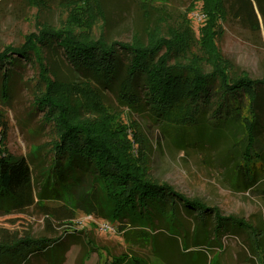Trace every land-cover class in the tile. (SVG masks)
I'll return each mask as SVG.
<instances>
[{
  "label": "trees",
  "instance_id": "obj_1",
  "mask_svg": "<svg viewBox=\"0 0 264 264\" xmlns=\"http://www.w3.org/2000/svg\"><path fill=\"white\" fill-rule=\"evenodd\" d=\"M94 1L99 2L102 11V0ZM199 1L211 30L204 32V45L217 59L214 27L226 12V2ZM78 14L72 13L73 22L80 20ZM86 22L89 28L91 21ZM147 38V42L140 35L130 42L83 39L68 30L42 25L26 37L23 45L9 46L0 52L2 92L9 91L16 65L22 60L39 61L40 45L61 48L71 66L91 77L84 78L80 83L82 91L77 93L81 98L91 95L93 107L106 108L95 84L110 85L123 75L118 90L121 103L140 111L147 107L145 110L158 129L175 135V144L181 150L202 151L206 161L222 169L236 191H252L264 200V77L233 75L225 63H219L211 72H205L197 61L170 64L171 57L190 52L193 44L183 43L186 36L175 33L165 39L150 30ZM162 46L166 51L161 54ZM47 83L35 104L43 109L42 118L51 125L54 136L48 144L51 159L42 173L39 190L28 158L8 151V127L0 119V215L23 213L36 205L59 220H73L82 211L109 221L118 232H126L129 224L146 228L155 220L167 223L171 218L175 222L181 215H192L190 222L196 227L190 241L186 237L176 244L175 239L164 258L153 252L126 257L127 260L130 264H177L178 256L194 249L199 255L189 263L207 264L211 255L216 258L213 264H218L215 248H222L223 237L239 235L237 230L242 229L253 241L252 251L258 264H264V218L251 223L225 215L218 206L189 197L153 178L133 153L127 135L118 137L122 139L118 143V139L89 125L78 114V99L58 90L64 83ZM110 125L120 127L115 120ZM39 148L36 152L43 149ZM83 183L84 189L75 194L74 188ZM49 198L55 204L47 203ZM63 237L64 234L51 239L21 238L3 230L0 259L17 262L32 253L53 262L62 253L52 257L49 251ZM124 256L111 261L123 264Z\"/></svg>",
  "mask_w": 264,
  "mask_h": 264
},
{
  "label": "rangeland",
  "instance_id": "obj_2",
  "mask_svg": "<svg viewBox=\"0 0 264 264\" xmlns=\"http://www.w3.org/2000/svg\"><path fill=\"white\" fill-rule=\"evenodd\" d=\"M225 2L226 12L214 27L217 59L204 45V32L211 30L199 0H102V11L99 2L94 0H0V52L9 46L23 45L26 37L42 25L68 30L83 39L124 42L132 41L135 35L147 42V34L152 30L165 39H171L175 33L185 35L183 43L193 44L185 55L171 57L170 64L197 61L205 72H211L219 63H225L233 75L261 79L264 77V0ZM73 12L79 13L77 23L72 20ZM89 20L88 28L86 21ZM199 27H203L202 31ZM164 46L161 54L166 51ZM41 47L39 61L22 60L14 67L6 94L2 92L0 78V119L8 127L6 145L10 153L28 158L37 190L51 159L48 144L54 131L43 120V109L36 108L35 99L44 93L49 85L47 81L53 80L64 83L58 89L61 94H71L78 99L81 106L78 114L83 121L118 139V143L122 142L118 137L127 135L133 144V153L153 178L169 183L189 197L218 206L225 215H235L251 223L264 218L261 196L252 191H236L222 169L206 161L207 156L202 151L181 150L175 144V135L158 129L150 112L145 110L147 107L134 110L119 101L122 74L110 85L95 84L106 108L93 107L91 95L81 98L77 93L82 91L80 83L84 78L91 77L71 66L61 48ZM112 120L118 121L120 127H112ZM122 129L126 132H121ZM38 148L42 150L36 152ZM84 187L85 183L75 187L74 193ZM47 203L55 204L52 199ZM192 217L181 215L179 220L174 222L170 218L167 223L155 220L146 228L127 224L126 232H118L112 226L109 231L101 229L109 221L96 215L78 211L73 220H59L33 205L23 213L0 215V240L3 230L21 238L51 239L64 234L49 251L52 257H56L57 252L62 253L61 256L52 262L31 253L27 260L13 262L5 258L0 259V264H113L111 260L123 254L126 259L123 264H130L126 257L153 252L164 258L165 252L175 245V239L176 244L186 237L187 242L191 240L196 227L190 222ZM237 231L239 235L222 238L221 249L215 248L218 264H258L248 233L242 229ZM182 254L177 264H192L189 261L199 255L194 249ZM207 259V264H213L216 258L209 255Z\"/></svg>",
  "mask_w": 264,
  "mask_h": 264
},
{
  "label": "built area",
  "instance_id": "obj_3",
  "mask_svg": "<svg viewBox=\"0 0 264 264\" xmlns=\"http://www.w3.org/2000/svg\"><path fill=\"white\" fill-rule=\"evenodd\" d=\"M111 224L110 223H108V222H106V223H104L102 226H101V229H103V230H106V231H109L110 229H111ZM113 227V226H112Z\"/></svg>",
  "mask_w": 264,
  "mask_h": 264
}]
</instances>
